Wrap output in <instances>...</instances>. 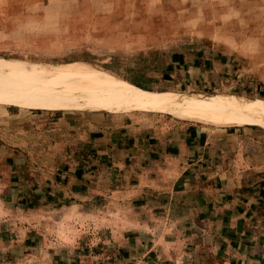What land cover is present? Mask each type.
<instances>
[{
	"label": "crops",
	"instance_id": "1",
	"mask_svg": "<svg viewBox=\"0 0 264 264\" xmlns=\"http://www.w3.org/2000/svg\"><path fill=\"white\" fill-rule=\"evenodd\" d=\"M117 37L107 67H96L143 89L256 90L245 56L223 40L167 38L130 57ZM50 87L9 88L59 95ZM9 92H0L10 99L0 104V264H51V252L78 258L94 245L103 264H264L263 128L181 120L110 94L96 95L160 113L82 109L44 93L25 92L23 103Z\"/></svg>",
	"mask_w": 264,
	"mask_h": 264
},
{
	"label": "rangeland",
	"instance_id": "2",
	"mask_svg": "<svg viewBox=\"0 0 264 264\" xmlns=\"http://www.w3.org/2000/svg\"><path fill=\"white\" fill-rule=\"evenodd\" d=\"M120 34L123 35L122 45L130 57L139 52L148 53L152 46L169 45L157 43L167 38L223 40L225 45L235 47L241 56H245L248 62L246 68L254 72L245 71V75L254 74V77L246 78V84L256 87V90L199 93L264 105V79L261 77L264 75V0H0V58H19L40 64L84 59L95 66L107 67L102 63L107 57V46L120 41L117 37ZM86 50H96L97 54L89 57ZM238 61L235 59L234 62ZM47 89H53L61 96L15 88H0V92L10 91L23 103L25 92L44 93L62 98L70 106L78 103L82 109L86 105L99 104L105 108L107 105L120 106L124 110H132L130 112H156L135 108L115 98L56 87ZM154 92L192 93L170 90ZM2 95L0 104L8 105L4 101L10 99ZM254 126L264 130V125ZM100 251V246L96 245L89 247V250L82 248V252H77L78 258H74L64 248L60 254L49 253V260L53 261L51 264H78L77 260L80 261L81 257L91 255L93 264H103L107 261V255L100 254Z\"/></svg>",
	"mask_w": 264,
	"mask_h": 264
},
{
	"label": "bare ground",
	"instance_id": "3",
	"mask_svg": "<svg viewBox=\"0 0 264 264\" xmlns=\"http://www.w3.org/2000/svg\"><path fill=\"white\" fill-rule=\"evenodd\" d=\"M54 86L130 98L187 121L231 127L264 124V105L207 93L144 90L83 61L30 65L0 60V88Z\"/></svg>",
	"mask_w": 264,
	"mask_h": 264
}]
</instances>
